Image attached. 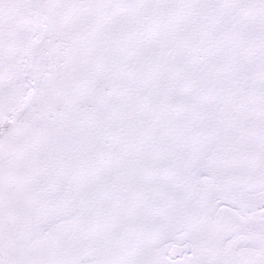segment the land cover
I'll return each instance as SVG.
<instances>
[{
    "label": "snow or ice",
    "instance_id": "snow-or-ice-1",
    "mask_svg": "<svg viewBox=\"0 0 264 264\" xmlns=\"http://www.w3.org/2000/svg\"><path fill=\"white\" fill-rule=\"evenodd\" d=\"M0 264H264V0H0Z\"/></svg>",
    "mask_w": 264,
    "mask_h": 264
}]
</instances>
